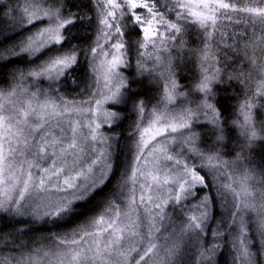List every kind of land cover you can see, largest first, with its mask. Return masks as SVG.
<instances>
[{
    "label": "snow or ice",
    "instance_id": "1",
    "mask_svg": "<svg viewBox=\"0 0 264 264\" xmlns=\"http://www.w3.org/2000/svg\"><path fill=\"white\" fill-rule=\"evenodd\" d=\"M123 3L128 11L122 12L120 19L125 15L134 18L128 21L134 27L127 40L122 39L125 35L122 26L108 19L112 17L116 21L115 13L121 5L117 0H105L99 18L104 28L98 30L93 45L83 52L92 57V70L102 76L104 87L110 93L104 96V101L113 104L132 103L138 115L145 113V101L133 99L132 85L120 71L130 66L129 57L135 49L138 76L144 77L147 74L150 81L163 82L160 85L159 100L148 113L146 126L141 127L137 159L145 155L143 149H148V156L160 152L164 161H173L174 156L169 154L167 145L169 141L179 140L194 157L206 161L201 167H207L212 176H225L229 182L217 185V193L224 196L227 192L232 196L233 210L229 213L232 224L228 226L234 224L238 230L235 236L236 260L239 264H258L256 253L251 250L252 238L248 235L249 222L245 217L253 215L252 222L256 225L258 242L264 245V161L257 163L251 156L257 143L264 142V119H255L253 112L257 107L254 102L256 98L264 97V64L257 66L255 52L250 55L248 49L259 47L264 53V43H260L264 42V35L259 37V41H245L243 48L226 42L223 37L216 42L217 50L223 44L241 65L239 71L232 72L218 66L220 61L217 51L210 42L213 33L219 30L218 21L232 20L228 15L229 10L249 14L253 17V24H264V6L243 5L238 8L235 0L231 3L225 0H164L166 11L162 12L157 7V0L151 3L148 0H123ZM252 3L264 5V0H252ZM4 7L0 4V19L8 22V17L3 15ZM137 8L147 9L148 15L135 12ZM167 12H175V19H169ZM82 19L70 10L65 0H26L23 10L18 15L14 11L10 18V22L20 29H27V35L17 45L0 49V66L11 59L26 56L34 67H29L27 71L17 67L14 72L8 73L11 76L8 88H0V215L8 217L9 221L29 216L33 222L47 217L53 225L71 221L82 205L98 189L108 184L115 173V162L107 149L100 151L86 165L81 163L80 154L85 149L80 147L75 138V127L71 129L73 138L66 147L61 140L47 139L48 130L45 125L51 120L69 111L85 112L91 109L70 110L67 105L61 108L54 100L40 101L36 92H31L30 98L23 100L17 94V89L21 88L17 81L28 77L33 80L46 79L56 85L61 77L70 75L69 70L77 65L81 54V50L71 43L74 39L73 28ZM188 31H194L197 37L202 38V46L186 48L183 34ZM113 35L117 36L110 44L114 51L111 54L109 51H101L99 55L105 59L100 60L99 64L94 63L98 59L97 49H103L101 38L108 43ZM189 58L193 59L194 66H199L200 76L191 88H184L176 69L180 62ZM245 64L248 65V71L245 70ZM253 68L259 72V79L256 80L254 92L249 96V83L245 77L251 76ZM232 81L245 87L246 97L239 105V115L232 122L241 139L237 141L238 146L231 159H225L222 149L227 147V121L217 107L216 86L230 84ZM23 91L27 92V89ZM13 97L17 99L13 100ZM101 103V100L96 101L97 106ZM104 116L106 121L113 122L112 118H119V113L105 112ZM194 122L210 126L213 137L210 150L204 151L196 145L197 133L192 128ZM99 127L96 124L91 129L93 141L97 139L96 130ZM184 129L189 131L182 132L180 137L165 135ZM157 137L164 139L157 140ZM106 139L101 137V143H105ZM152 141L156 143L152 144ZM69 157L72 159V168L66 171ZM160 159L154 157V164L158 165ZM41 161L47 163L42 165ZM174 163L181 165L182 161L175 159ZM163 167L171 168L167 164ZM33 169L37 171L34 173ZM161 170L160 167H154L153 170L141 172L137 168L129 179L135 184L137 172L146 178L150 177L151 183L146 190H150L153 185L156 188L170 183L177 185L178 192L169 197L176 204L189 196L199 198L197 207L202 209L199 216H188L179 230L175 227L169 230L163 223L167 218L164 212L167 200L160 199L158 195L145 197L141 194L140 206L144 207L147 214L142 219L133 194L126 208L115 200L109 201L101 215L82 226L80 231H74L71 237L59 238L54 251H44L42 257L45 259L40 258L37 250L36 256L22 253L18 257H0V264H181V243L189 234L199 239L207 221L212 219L210 207L214 204V197L211 192H204L201 196L200 191L191 190L197 189V186L199 189L210 187L205 176L194 170V166L189 167L185 163L174 176L165 173L161 177L158 174ZM140 187L146 188L144 183ZM155 200L160 201L154 203L158 212L145 206L146 201L153 203ZM40 209H43L42 216ZM19 231L24 232L25 229L20 227ZM3 233L4 229L0 228V239ZM222 234L221 230L213 232L214 237ZM206 251L210 259L212 250ZM200 255L203 257L204 253Z\"/></svg>",
    "mask_w": 264,
    "mask_h": 264
},
{
    "label": "trees",
    "instance_id": "2",
    "mask_svg": "<svg viewBox=\"0 0 264 264\" xmlns=\"http://www.w3.org/2000/svg\"><path fill=\"white\" fill-rule=\"evenodd\" d=\"M225 2H233V0H225ZM236 4L242 5L240 0H235ZM70 6V10L78 16L83 17L82 20L73 28L71 41L81 54L78 56V63L73 69L69 70L70 75L61 77L60 80L53 85L52 82L46 79L33 80L31 77L23 81H17L21 84V88L17 91L27 89L26 94L37 91L38 95H44V91L50 93L54 98L55 103L75 104L78 105L80 101L94 103L93 96L97 94L101 81L98 75L92 70V57L86 56L89 46L93 45L96 33L98 30L101 2L100 0H65ZM2 4V3H0ZM4 5V4H2ZM3 15L8 17V22L0 19V49L10 48L19 43L27 35V29H20L10 18L14 10L4 5ZM157 7L160 11H166L164 7V0H157ZM179 11V9H177ZM169 19H175V12H167ZM130 16L126 15L122 20V30L125 32V40L128 38L129 32L134 25L129 24ZM41 23V22H37ZM127 25V28H124ZM35 25H33V28ZM186 48H195L202 46V38L197 37L194 31H188L184 34ZM7 38V39H5ZM137 54L135 49L132 50L129 61L130 66L120 69L128 82L132 85L133 99H143L145 101L146 110L144 114L138 115L134 110L132 103H121L107 105L106 108L110 112H118L119 118H112L110 125L103 126L101 131L104 137H107L108 152L111 153V158L115 162V173L111 180L103 188H100L93 194V196L85 202L77 213L76 217L71 221L59 222L55 225L45 217L43 220L33 222L32 217L17 218L9 221V218L0 215V228L4 229L3 237L0 239V257H18L22 253L32 254L35 256L37 250H55V246L59 243L61 237H71L74 231H80L81 227L89 224L94 218L98 217L105 207L108 206L109 201H117L119 204L123 203L125 189L131 171L133 159L138 155V132L141 125L147 123L148 113L157 104L160 97V85L163 83L155 82L149 79L148 75L144 77L138 76V67L136 64ZM218 59L219 56H218ZM96 64L97 60L94 62ZM264 64V61H257V66ZM220 66V64L218 65ZM17 67L23 68L25 71L29 67H34L27 57L11 59L0 66V88L7 89L11 83L12 73ZM245 70L248 71V65H244ZM241 65L236 62L231 63L229 72L239 71ZM180 69H183L182 71ZM177 77L184 88H191L196 79L200 76V68L198 65L194 66L193 59L189 58L179 63L176 69ZM248 80L249 87L247 95L251 96L256 87V80L259 79V72L253 68L251 69V76L245 77ZM99 81V82H97ZM217 96L216 103L220 109L223 119L227 121L226 144L227 147L222 149L225 159H231L237 148V141L241 139L236 128L233 127L232 122L239 115L238 108L246 97V89L243 85L232 81L230 84L223 86H216ZM24 92V91H23ZM179 103V101H177ZM257 107L253 109L254 118L257 120L264 119V97L256 98L254 101ZM203 119V118H202ZM192 128L197 133L196 145L204 151L212 148L213 137L210 132V126L206 123H193ZM188 129L178 131L171 134L172 136L180 137L182 132H188ZM175 144L179 145L178 140ZM175 154H180L179 147L175 146ZM187 149V146H186ZM251 156L257 163L264 161V142H258L252 149ZM185 162L189 167L194 166L201 175L205 176L206 183L210 185L207 189H192L193 191H200L202 196L204 192H211L214 197V204L210 207L212 219L207 221L203 233H200L199 239H196L191 234L186 235L181 243L182 257L181 264H239L236 260V245L235 236L237 228L229 219V213L233 210L232 199L229 197L221 199L216 194L214 181L209 173H206L201 164L203 161L194 157L192 152L187 149L184 154ZM34 173L36 169L33 170ZM200 203L199 198L189 196L180 204H174L168 207L167 211L172 216L173 225L168 226L169 230L175 227L177 230L182 223L187 220L190 215L199 216L202 209H198L197 205ZM41 216L43 209L39 210ZM248 220V235L252 238L251 250L256 253L258 264H264V245L259 243L256 225L253 223L252 214L245 217ZM23 227L24 232H20L19 228ZM221 230L222 235L218 237L213 236V232ZM167 235V233H165ZM163 243V241H162ZM60 247H63L61 245ZM206 249L212 250L211 258H208ZM42 252L39 251L40 256ZM204 253L202 257L200 253Z\"/></svg>",
    "mask_w": 264,
    "mask_h": 264
},
{
    "label": "rangeland",
    "instance_id": "3",
    "mask_svg": "<svg viewBox=\"0 0 264 264\" xmlns=\"http://www.w3.org/2000/svg\"><path fill=\"white\" fill-rule=\"evenodd\" d=\"M100 2H101V5H100L101 6L100 12H101V10L104 9L105 0H100ZM148 2L151 3L152 0H148ZM240 2L242 3V5L236 4V6L238 8L243 6V5L264 6L262 4H253L252 0H240ZM0 3L11 7L15 11V13L18 15L19 11L23 10L25 3H26V0H0ZM117 3L120 4L121 7L118 10H116V13H115L116 18H117L116 21H113L112 17H108V19L110 22H113V23L118 22L122 26V20L126 15L123 16L122 19H120V15L122 12H127L128 9L124 6L123 0H117ZM134 11L137 13H142L144 15H148L147 9L137 8ZM221 11H223V10H221ZM228 15L232 17V20L220 19L218 21V24H217V28L219 30L213 33V38H212V41L210 42L213 44L214 50L217 51V56H219V58H220L219 59L220 66L224 67L225 70L230 69L231 63L235 61V59L233 58L234 54L229 49L225 48L223 44H220L219 49L217 50L215 48V44L217 41H220L223 37V39L226 42L233 43L237 47L243 48L245 41H248V42H251L252 40L259 41V37L264 35V24H261L259 22L253 24L251 22L253 17H251L249 14L242 13L239 11L229 10ZM128 16H130V15H128ZM99 18H100V16H99ZM130 18L134 19L131 16H130ZM236 20H239L240 22L236 23L235 22ZM102 28H104V26L101 25L100 23H98V30L102 29ZM98 30L96 33L95 40L97 39ZM106 30L110 31V32L114 31V29H106ZM124 38L125 37H123L122 39H124ZM116 39H117V36L113 35L109 39L108 43H105L103 38H101L100 43L103 45V49H100V48L97 49V55H98L97 63L98 64H99L100 60L105 59L103 56L99 55L100 52L101 51H109V53L111 54V52H113L114 49L110 48V44L112 42H114ZM260 43H264V42H260ZM248 51H249L250 55L253 52H255L257 61H260V60L264 61V53H262L259 50V47L249 48ZM108 58H110V55ZM150 64H151V61H149V65ZM97 78H99V80L101 81V86H99V90L97 91V94L93 96V98L95 99L94 103L80 101L78 105L67 104V107L70 110L74 109V108H85V109H91V111H85V112L69 111L65 115L51 120L48 125H45V128L48 130L47 139L51 140L52 138H55L57 140H61L65 147L67 146V143L73 138V132L71 131V129H72V127H75L76 128L75 138L77 139V142L80 145V147H83L85 149V152L80 154L82 157L81 163H85V165L87 162H90L91 159L95 158L99 154L100 151H103V150L108 148V145H107L108 139H106L105 143H101L100 138L104 137V134L101 131V128L103 126H106V124L109 126L111 123V122L105 120L104 113L110 112L106 108V106L111 105L113 103L111 101H104V99H103L104 96L109 95L110 93L104 87V80H103L102 76H98ZM33 92L37 93V91H34V90H33ZM43 93H44V95H38L37 94L40 101H44L45 99L54 100V98L52 96H50L49 92L44 91ZM17 94H18V97L22 100L30 98V96H29L30 93L26 94L25 92H23L22 89L17 91ZM12 99L16 100L17 97H13ZM97 100L102 101L101 105L97 106V104H96ZM33 103L35 106L36 101H34ZM56 104L60 105L61 108H63L65 106V104H62V103H56ZM77 121H79L80 123L77 124L76 123ZM96 124H99L100 127L96 130L97 139L95 141H93L91 139V129L95 128ZM146 124L141 125V123H140V126L143 127V126H146ZM141 127H140V130H141ZM171 134H173V133H166L165 135H171ZM137 136H138V141H139L140 131L138 132ZM105 138H107V137H105ZM146 138H148V137H146ZM163 139H164L163 137H157V140H163ZM154 143H156V141H152V144H154ZM178 143H179V145L175 144V142H173V141H169L167 147L169 150V154H172L174 156V160L180 159L182 161L181 165H176L174 163V160L173 161H164L162 159V153H160V152L154 153L153 156H148L147 155L148 149H143V152L145 155L141 156V157H139V159H137V157L139 155V153H138L137 157L135 159H133V162L131 165V171L129 173V177L131 176L132 172L137 168H139L141 172H147V171L153 170L154 167L162 168V170L158 173L161 177H163V175L165 173H167L170 176L176 175L177 171L180 168H182L183 164L186 163L185 159H184V154L187 151L186 145L183 142L178 140ZM175 146L179 147L180 154H175L174 149H173V148H175ZM149 147H151V144L149 145ZM92 149H95V151H93ZM58 150H59V145L57 146V151ZM107 151H108V149H107ZM154 157H161L158 165L154 164ZM45 163H47V162L41 161L42 165ZM57 163L59 165V161ZM165 164L170 165L171 168L169 169V168L163 167V165H165ZM202 164H206V161H203ZM71 168H72V159H71V157H69L66 171H70ZM203 170L206 173H209V170L207 167H203ZM211 177H212L214 184H215L216 194L221 199L223 198L226 200L227 197L232 199V196L230 194H228L227 192H225L224 196H221L217 193V185L222 186L224 183L229 182L227 180V178L225 176L214 177L212 175H211ZM62 179H63V176H61V182H62ZM189 182H191L190 178H189ZM141 183L145 184V186H146L145 189H141V187H140ZM150 183H151L150 177L146 178L144 176H141L140 172H137V181L135 184H133L132 181L130 179H128L126 189H125V195H124L123 203L121 204V206L126 208L129 198L134 194L135 198H136V206L138 208V212H139L141 218L144 219V218H146L147 214L144 211V207L140 206V199H139L140 195L144 194L145 197H147L148 195H153V196L158 195L160 197V199L167 200V203L164 205V212H165L167 218L165 219V221L163 223L165 225L169 226V228H170V226L173 225L174 222H171L172 216L167 211V208L169 206L172 207L176 203L174 200L170 199L169 197L175 195L178 192V186L170 183L168 185H162L160 188H156V186L153 185L150 190H146L147 185ZM222 191H223V189H222ZM184 200L185 199H182L180 201V203L183 202ZM158 202H160V201L155 200L153 203H147V201H146L145 206L151 207L153 212H158L159 209H156L154 207V203H158ZM103 212H104V210L102 211V213ZM133 215L135 216L136 214L134 213ZM252 217H253V215H252ZM161 231H163V228L161 229ZM88 239L90 240L91 238H88ZM126 243H127V241H126ZM161 243H162V241H161ZM39 251H45V250H39ZM47 251H49V250H47ZM40 258L45 259L42 256H40Z\"/></svg>",
    "mask_w": 264,
    "mask_h": 264
}]
</instances>
